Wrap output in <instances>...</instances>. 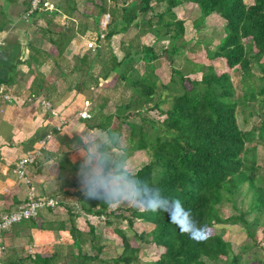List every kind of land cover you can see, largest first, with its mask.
I'll return each mask as SVG.
<instances>
[{
  "label": "trees",
  "instance_id": "trees-1",
  "mask_svg": "<svg viewBox=\"0 0 264 264\" xmlns=\"http://www.w3.org/2000/svg\"><path fill=\"white\" fill-rule=\"evenodd\" d=\"M19 1L26 6L25 11L30 0ZM89 1L93 7L94 32L88 30L86 22L79 24L78 11L72 0H66L63 12L72 17L78 28L71 34L58 33L50 40L60 52L58 44L62 38L65 46L75 34L80 40L93 39V48L81 42L85 50L92 52L83 54L76 64L79 74L86 71L79 85L87 88L102 84L113 73L116 77L111 80L123 83L129 99L124 104L111 105L106 96H100L99 107L84 118L89 120L90 129L103 131L112 139V145L97 147L91 153L90 163L85 167L89 169L95 163L100 169L84 187H80L83 177H72L79 168L77 164L66 165L68 161L62 156L65 161L60 160L57 166L58 176L64 175L65 168L72 175L64 178L60 186L63 188L52 195L56 205L64 207L68 225L61 220L53 227L50 222L44 224L39 212L22 221L27 227L41 230H66L76 250V264L237 263L238 254L233 253L229 241L214 232V226L239 224L251 240L250 245L254 239L251 228L260 226L264 237V150L262 165L256 163L255 152L257 144L264 148V0ZM182 1L192 2L198 10L199 15L192 21L197 32L204 28L203 20L210 14H217L222 21V34L213 47L211 41H195L203 46L208 60H222L224 66L216 68L187 58L181 67L188 72L174 66L173 56H179L185 46L181 40L183 19L173 11ZM41 9L45 8L30 14ZM101 13L110 15L102 37L96 27ZM128 28L135 29L134 35L118 44L122 54L117 57L110 46L111 37ZM145 34L150 39L143 41ZM162 56H167L169 65L165 83L155 73ZM96 63L100 73L92 71ZM230 69L237 72L236 85L231 81ZM194 72H200L199 78L187 76ZM163 103H167L164 108ZM245 110L244 123L249 116L256 119L248 128H240L237 113ZM153 111L161 115L158 121L146 115ZM137 116L139 123L130 119ZM112 118L119 121L109 128ZM122 125L125 128L121 129ZM120 136L126 141L122 152L140 150L147 155V160L133 171L123 153L116 157L108 154L111 146L117 145L115 137ZM121 196L134 202L123 207L116 200ZM239 196L240 201H247L245 209L235 203ZM223 203H229L236 213L222 216ZM51 208L47 207L49 211ZM79 215H84L89 224L85 233L75 225ZM99 218L106 225H111L112 220H122L127 226L139 219L150 228L134 234L133 243L123 229L115 226L113 231L120 239V249L109 257L100 255L103 245L98 242L100 235L92 224ZM142 241L156 247L153 260L139 261L138 243ZM86 242L95 253L83 251ZM246 246L242 244V251ZM56 257L54 252L33 251L3 264L23 261L57 264Z\"/></svg>",
  "mask_w": 264,
  "mask_h": 264
},
{
  "label": "crops",
  "instance_id": "crops-1",
  "mask_svg": "<svg viewBox=\"0 0 264 264\" xmlns=\"http://www.w3.org/2000/svg\"><path fill=\"white\" fill-rule=\"evenodd\" d=\"M10 4L21 5V8L15 17L9 13L8 4L0 0V216L22 202L29 188L37 196H52L62 189V180L72 176L67 174L66 168L64 175L58 176L57 166L62 156L68 161L66 165L75 163L79 167L72 177L85 176L88 171L85 156L93 153L88 145L93 143L92 138L98 129H90L87 125L89 120L80 117L79 112L93 115L100 105V96H106L110 101L122 87L119 81L111 80L116 77L113 73L102 84L98 82L87 88L79 85L82 78L77 74L76 64L82 57L78 53L82 46L80 38L72 36L67 46L62 38L58 44L61 51L58 52L50 39L59 32L51 31L48 26L44 27L46 33L41 32L42 28L36 20L38 13L22 19L26 6L19 0ZM55 12L56 9L50 14ZM59 13L67 18L63 11ZM24 20L31 22L28 25L35 29L29 32V26L25 27L22 22ZM110 46L118 48L111 42ZM124 95L126 100L113 104L128 101L129 94L126 92ZM41 101L48 102L49 106L44 107ZM41 140L43 144H40ZM33 151L38 152L34 163L26 165L23 178L19 177L14 171L16 160ZM41 210V221L55 220L52 214L46 217ZM54 231L27 227L23 221L15 224L0 236L2 264L7 263L9 258L14 260L12 252L22 244L26 246L27 239L31 241L29 247L39 246L38 236L55 234Z\"/></svg>",
  "mask_w": 264,
  "mask_h": 264
},
{
  "label": "rangeland",
  "instance_id": "rangeland-1",
  "mask_svg": "<svg viewBox=\"0 0 264 264\" xmlns=\"http://www.w3.org/2000/svg\"><path fill=\"white\" fill-rule=\"evenodd\" d=\"M65 1L66 0H46V4L43 7L46 10L41 9L40 11L37 12L39 15V18H37L36 20L39 21L40 28H42V30H40L41 32L46 33V31L44 30V27L48 26L51 31L57 32V33L59 32V34L65 35V34H71L75 29L78 28V25H76V23L71 20L72 17L66 14L67 18H65L64 15L59 13L60 11H63V7H65ZM245 1L248 2V0H245ZM72 2L74 4V7L79 13V17H80L79 24L82 22H86L87 25L89 26L88 30L94 32L95 25H94L93 18H92L93 16L92 8L93 7L90 4L91 1L72 0ZM7 4H8L7 8H8L9 13L16 17L17 13L19 12L18 9L21 8V5L16 7L15 4H10V3H7ZM55 9H56L55 14H50V12L55 11ZM158 9L159 8H156L155 10H158ZM173 11L176 17L183 19L184 28H183V34L181 36V40L185 42V46L184 48H182L181 54L179 56H173V57H176L175 60L172 57V59L174 60V63H173L174 66L184 67L183 66L184 59L186 58L194 63L212 64V66L216 68L224 66L222 60H218V59L208 60L205 57L203 46H201V44H198L195 41V40H201V39H203V41H211L212 45H210V47H213V45L217 41V38L220 37L222 34V21L218 18L217 14L213 13V14L208 15V17H205L203 20L204 28L203 29L201 28V31L197 32L196 29L193 28L192 21L199 14H198V10L196 6H194L192 2L182 1L180 4L174 7ZM82 13L85 14V16H83ZM22 22L23 24H25V27L28 28L29 26V29H28L29 32L30 30L35 29L34 27L31 28V25H28V24H31V22L28 23L27 21L25 22V20ZM19 23L21 24L20 21ZM96 24H97L96 27H98V20ZM134 32H135V29L128 28L123 33H117L116 34L117 36L115 37L113 35L111 37V44L117 46L118 43H124L128 39L132 38V36L134 35ZM143 36L144 35H142V37ZM77 38L78 36L77 34H75V39ZM148 39H150V36L146 35L143 38V41H146ZM82 41L85 46V43L87 40L85 39L79 40V43L81 44ZM80 44H78V46H81ZM73 49L77 51L76 48H73ZM112 49L114 50V53L117 55V57H119L122 54L121 49L120 50L118 48L116 49L112 48ZM90 52H92V50H85L83 48V45L81 46L80 50L78 49L79 55L87 54ZM158 63H159V66L155 69V73L157 74V76H159V79L165 83L167 82L168 77H169V65L167 62V56L160 57L158 59ZM185 65H188V64L186 63ZM182 67L180 69H184ZM187 67L188 66H186V68ZM99 70H100V67L98 63H96L92 71H94L95 73H98V72L100 73L101 70L100 71ZM184 71L188 72L187 69H184ZM254 72L256 73V75L258 74V71L256 69H254ZM229 73H230L231 81L234 83V85H236L235 84L236 83L235 81L237 79L236 70L230 69ZM77 74L80 75L82 79H85L86 71H81L80 74L79 73ZM199 75H200V72H194V73L187 74V76L190 78H199ZM101 82L103 83L104 81H101ZM119 86H122L121 89L116 94H114V96H112L111 100L109 101L111 105L114 102L118 103V101L126 100L123 96H125L124 94L126 92L129 94L128 89L123 88L122 82H120ZM103 99L106 100V97ZM166 106H167V103L162 104L163 108ZM146 115L157 119L156 121H158L161 118V115H156L155 111L149 112ZM243 115H246V110L243 111L242 114L240 111H238L237 113L238 125L240 128H248L250 123L255 121L256 117L253 115L249 116L248 119L246 120V123H244L242 120ZM130 119L134 121L135 123L140 122L138 116L130 118ZM115 121H117L118 123L119 120L112 118L110 120L108 127L113 128L116 123ZM122 128H125V126L122 125L121 129ZM96 131H97V134H95V136L92 138L94 139L93 143H89V145L87 144L88 147L90 148L92 147L93 153L96 151L97 147H101L104 145L110 146L111 144L110 140H112L111 138L107 136L105 132L100 131V130H96ZM111 137L114 139V136H111ZM115 140H116L115 144L117 145L111 146L112 148L108 152V154L112 153V155L116 157V156H119L121 153H123V155L125 156L124 157L125 161L127 165H129L131 171L136 169L142 162L147 160V155L145 154L144 151H140V150L134 151L133 150V151H130L128 154H125L124 152H122L121 148L126 147V141L123 136H120L118 138L115 137ZM263 150L264 148L260 144H257L255 152H256V163L258 165H262ZM91 155L92 154H90L89 156L84 155L85 165L90 163L89 161L91 159ZM99 169L100 168L98 165H96L95 163H92L90 165V168L86 172L87 174L85 173L87 176L86 177L84 176L83 177L84 179L80 182V187L81 188L84 187L86 181L91 180L93 177V174L97 173ZM244 187L245 185H243L241 189H244ZM116 200L118 203H121L123 207H126L134 202L133 200L125 196H121ZM240 200H241V196L236 197V202H235L236 205L240 209H245L247 207V201L246 200L240 201ZM53 208L54 209L52 211L43 209L41 210V212L44 214V216L52 214L53 218L55 219L52 222H50L52 227L55 226L57 221L60 219L61 221L64 222L65 226H67L68 220H67V214H66V211L64 210V207L62 205L61 206L55 205ZM122 213L127 215V213H124V212ZM230 213H236V211H233L231 209L230 204L229 203L221 204V215L226 216V215H229ZM110 219L112 218L110 217ZM248 219H250V215L248 216ZM97 220L94 219V222L92 224L95 226L94 227L95 233L100 235L98 242L103 245L100 255H105L109 257H112L113 255H115L116 252L119 251L120 249V239L119 237L116 236V234L113 231V228L115 226L119 227L120 229H123L125 235L129 239H131L133 243H134V239H133L134 234L138 235V233L145 232L150 228L149 225H147L146 223H144L142 220H139V219H135L132 223V226H127L126 221H122V220L120 221L112 220L113 223L111 225L104 224L103 219L101 218ZM44 224H47V222H44ZM75 225L78 227V229H80L83 233H85L88 229L89 224L86 223L84 215H79L75 218ZM251 231H253V234H254V239L252 241L253 245H250L251 240L246 236L245 230L239 224L220 223V224H215L214 226V232L219 234L225 240L229 241L231 243L230 245H231V250L233 251V253L238 254V257H239L238 262L235 264H264V237H262L260 233V226L251 228ZM54 232L55 234L53 233L51 235L47 234V235L38 236V241L40 243L39 246L29 247L28 245L31 244V241L27 239L28 243H26V246L22 244V246H20L17 250L13 251L12 257H14V260H16L18 257H22L23 254L31 253L35 250L40 251V252H44L45 250L46 252H54L57 254V257H56L57 264H76L75 258H74V254L76 253V250L71 245V239L67 231L58 230ZM24 240L26 241V238ZM42 243H44V246H41ZM243 243H246L247 245L244 251H242L241 249ZM82 247H83L82 248L83 251H86L88 253H95V251L89 247L88 242L84 243ZM138 249H139L138 258H139V261L141 262H147V261L153 260L156 257V247L151 243H144L143 241L139 242ZM9 260H12V259L9 258ZM219 263L226 264L223 261L222 262L219 261ZM21 264H30V263L27 261H23L21 262Z\"/></svg>",
  "mask_w": 264,
  "mask_h": 264
},
{
  "label": "built area",
  "instance_id": "built-area-1",
  "mask_svg": "<svg viewBox=\"0 0 264 264\" xmlns=\"http://www.w3.org/2000/svg\"><path fill=\"white\" fill-rule=\"evenodd\" d=\"M46 0H30L27 9L22 13V19H27L29 14L33 11L39 10L40 7H44ZM109 14L102 13L98 18V30L101 31L99 36L102 37L105 27L109 22ZM103 31V33H102ZM1 44V41H0ZM85 46L87 48H93L94 41L89 39L86 41ZM44 107H48L49 103L46 101H41ZM79 116L82 118L89 117V114L86 111H80ZM49 135H46L48 137ZM44 141L41 140L40 144H43ZM37 151L27 153L19 157L14 166L15 173L23 178V169L26 165L34 163L37 155ZM57 204L56 199L51 196H35L32 191V188H29L25 199L17 204L13 210L8 213H5L0 216V236L3 232L12 228L15 224L19 223L22 220L35 217L41 209L47 207H54ZM2 254H3V245L0 241V264H2Z\"/></svg>",
  "mask_w": 264,
  "mask_h": 264
},
{
  "label": "clouds",
  "instance_id": "clouds-1",
  "mask_svg": "<svg viewBox=\"0 0 264 264\" xmlns=\"http://www.w3.org/2000/svg\"><path fill=\"white\" fill-rule=\"evenodd\" d=\"M85 195H87V194L85 193Z\"/></svg>",
  "mask_w": 264,
  "mask_h": 264
}]
</instances>
